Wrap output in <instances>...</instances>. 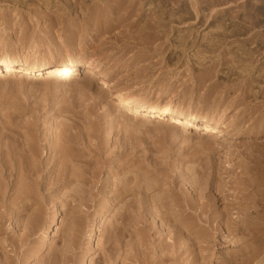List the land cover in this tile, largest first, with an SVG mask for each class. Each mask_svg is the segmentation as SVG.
I'll return each mask as SVG.
<instances>
[{
    "label": "rangeland",
    "instance_id": "obj_1",
    "mask_svg": "<svg viewBox=\"0 0 264 264\" xmlns=\"http://www.w3.org/2000/svg\"><path fill=\"white\" fill-rule=\"evenodd\" d=\"M224 30L232 31L236 35L232 38L225 36L222 38ZM4 54L18 62L27 63L78 57L82 59L84 65L77 73L72 74L69 80L63 82L48 75L20 76L16 71L0 72V158L3 157L1 159L5 161L0 159V167H3L0 171L7 168L4 174L10 169L7 173L13 174L10 175L13 182H20L15 187L19 185L20 188L22 185L23 189H27V185L23 187L22 183L37 185L39 182L38 187L30 184L35 191L38 189V192H34L36 199L34 197V200L30 199L32 205L28 202L33 206L32 208L23 201L24 198H19L17 202H21L16 207L9 206V210L1 207L4 211L0 209L4 213L7 211L5 221L0 222V231H4L2 234L0 232L1 254L3 253L0 254V259H3L0 261L1 264L9 260L8 258L10 261L14 259L15 263L11 261V264H54V256L55 261H58L57 264H95V262L96 264H104V262L118 264L122 262L123 255L128 254L126 252H129V256L135 253L136 258L139 256L140 260L144 257L141 255L144 253H138L141 246L137 248L138 255H136L137 253L133 250L136 249L134 246L136 244L130 241L137 243L136 239L140 241L143 237L148 241H146L147 244L142 245L139 252L147 250L145 257L150 256L148 261L154 259L157 252L160 253L155 244L159 238L154 234L150 236L153 238L149 237V239L143 234L145 231L138 228L141 226L140 223L134 224L135 226L129 223L131 214L136 215L138 219V215H142L143 210L137 208V211L136 207L129 206L130 208H127L130 209V214L129 210L124 208V205L128 204L125 195L130 189L126 186L133 187L131 186L133 179V185L141 184L139 195L136 194L138 189L131 193L138 195L137 198L134 196L136 199L141 195L144 196L145 186L147 187L144 191L148 194L150 190L152 193L157 190L164 192L166 195L155 192L161 195L160 200L158 196L154 198L155 195L153 198L156 199L155 201L159 200L158 203L165 202V205L162 203L161 207L169 208L166 211L168 213L169 210L168 214L172 215L176 209V213L172 216L178 217L176 220L186 212L196 215L203 208L202 220H197L192 215L190 217L189 214L185 215L188 220H185L186 223L190 222L192 225L194 222L193 225H196L192 230L197 228L201 231L206 228L209 230V223H206L205 219L210 213L212 207L210 204L215 202L214 209L222 210L218 211L219 213L215 212L217 215L221 213L220 218L223 217L224 221L226 218L237 221L240 219V230L233 231L236 235L233 233L225 238L220 232L216 235L211 233L212 236L208 235L209 232L205 233L208 235H206L207 239L205 234L202 235L201 242L200 237L196 241H189L187 235L182 234L183 241L188 244L192 243L193 247L191 246L190 250L192 248L193 255L196 256L195 258L198 257L195 264H230V262L231 264L236 262V264H264V0H0V57ZM89 61L94 62V65H97L96 69L105 76L104 80L93 79L94 85L92 81L89 83L88 77L83 79V68ZM109 82L114 87H109ZM106 84H108L107 87ZM213 87L215 89L212 90ZM245 92L247 94L245 101L235 105L234 102L237 100L242 101L241 98ZM115 93L126 96V98H134L148 106L166 104L186 112L196 113L201 117L206 114L208 116L212 108H214V113L220 110L218 117L219 114L223 116L219 123L226 116L225 122L234 121V124H231L232 127L229 125L231 122L228 124L229 129L238 123V125L241 124L239 132L237 131L239 136L232 129L233 131H229V136L225 137L226 140L213 139L200 129H191V127L187 130L182 126L178 128V123H172L169 118L160 120L133 113H123L115 106L114 99L111 98ZM224 96L227 98L223 103L221 102L220 106L235 105L225 112H223V106L218 107ZM213 99L215 101H212ZM216 99L219 100L217 103H215ZM251 108H255L256 112L253 115H247ZM225 122L224 125L228 123L225 124ZM248 123H250L249 128L252 130L250 131L252 135L246 138L240 134L246 132ZM26 149L34 151L31 153L29 150V154ZM12 154H14L13 159ZM26 154L31 156V160H28L29 157ZM57 154L64 159V163L68 164L69 175L74 177L68 176L69 181L66 177L65 181L69 183L65 182L64 185L63 181H60V184L56 183L57 185H50L54 183L55 175H57L56 168L61 165L62 159L58 157L59 160H57ZM249 154L254 155L255 158L251 159L254 156ZM7 155H11L10 161L12 159L14 163L9 161ZM4 157H7V162ZM21 157H25L27 162ZM33 157L36 160H32ZM38 159L40 161L37 168L39 171L30 176H33L32 178H35L33 182L35 180L36 182H29L32 179L27 180L28 177L25 175L27 173L23 174L18 169L20 167V170L24 171L22 164L27 169L30 165L26 163L31 161V166H33L37 164ZM18 161L21 164L19 167ZM14 165L18 169L14 168ZM72 171L73 174H71ZM75 171L78 173L76 174ZM20 172L26 178L23 179ZM81 173L83 179L79 177ZM92 173L95 175L93 176ZM140 174L144 175L141 178L145 180L140 178ZM130 175L135 178L132 179ZM14 176L22 181H17L18 179ZM152 179H158V181L155 180L157 182L154 183L153 180L149 188L147 183L150 182L145 181ZM107 180L111 181L110 186L106 184ZM117 180H124L127 185L124 181L119 183L125 187L117 182L118 190L114 192L111 186L117 184ZM42 182L48 184L47 186L45 184L48 189L44 187L46 191L42 187L44 185ZM153 184L158 187L156 190ZM102 185L103 188L106 187L105 191H102ZM212 185L217 187L213 188ZM22 188H20L21 191ZM79 188L80 191L72 193V189L76 191ZM172 190L174 194L176 193L174 197L177 195L176 201L179 203L173 199ZM78 192L79 195H77ZM38 193L39 196L36 195ZM115 193L117 197L113 198L112 194ZM122 194L126 202L121 199ZM131 194L127 193V198L130 200ZM70 195L77 197L74 200V196L70 197ZM182 196L185 201L188 198L191 201L188 200L189 202L185 203L182 200L181 202L180 197ZM208 196L213 200H209ZM134 197L132 196V199ZM167 197L171 198L173 207ZM101 199H104L105 204ZM112 199L118 200L112 201ZM22 202L25 205L28 204L26 205L27 210L22 209L25 213L20 210L17 214L21 212L24 216L20 213L19 216L22 218L14 217V208L20 207ZM99 202L100 204L103 202L101 206L97 205ZM123 202L125 203L122 205ZM190 202L195 205L196 209L193 208L191 211L185 207ZM206 202L207 205H205ZM226 202L229 204L225 206L224 211L223 205ZM184 203L185 206L182 205ZM118 204L123 208H120ZM249 204L254 205L255 209ZM104 205L108 210L102 208ZM156 205L152 207L153 212L155 209L161 211L162 208H156ZM179 206L187 210L183 212ZM166 208L162 211L165 212ZM117 209L126 210L128 214L126 211L123 213L120 211V215ZM152 209H149L151 211L146 210L148 214L145 211L143 214L147 215L149 222H155L156 228L158 225L161 226L159 228L167 238L165 240L170 241V230L173 226L168 222L164 225L160 217H156L157 215L152 216L157 213L151 214ZM56 211L60 216L57 222L53 223L51 220ZM114 213L116 217L119 215L122 218L125 213V217L116 218ZM244 214L247 215V219ZM250 214L251 218L257 220L249 218ZM254 215L257 216L254 218ZM110 216L118 222L115 220L112 222ZM258 216L259 218H256ZM152 219L154 221H151ZM246 221L249 224L255 222L257 225L254 223V227L253 223L249 225ZM220 227L223 228L220 230H225L224 224ZM32 228L35 232L31 230ZM248 229H254L256 233ZM187 230L189 226L186 230L184 228L183 232ZM24 231L28 232L29 238ZM92 233H94L93 236H91ZM259 235H262L263 239L254 237ZM19 242L24 243L18 244ZM149 242H152L153 246ZM13 243L18 246L16 247ZM246 244L250 245V249L253 248L251 251L255 252V246H258L257 249L255 248L256 252L262 251L260 254L255 252V255L247 249L249 247ZM144 245L146 248L149 247L144 250ZM154 246L156 248H152ZM239 246L242 248L237 251V255L235 250ZM176 248L175 257H173L184 263L175 261L172 257L173 259L167 261V264H189L192 253L186 255L187 251L185 253L184 246L182 248L180 246L179 250L178 246ZM151 249L158 250L155 252ZM242 249L248 250L252 257L246 255L248 251L246 254L243 253ZM230 252L232 259L228 254ZM113 253L116 259L118 257L117 260L113 259ZM153 253L155 256L152 255ZM4 254H6L4 256L6 260L2 258ZM102 254L103 259L107 257L106 261L109 256H112L108 261L112 258L114 262L112 260L107 263L102 260ZM105 254L107 256L104 258ZM118 254L123 255L120 258L116 256ZM200 254L203 255L201 257L204 258V263L199 260ZM24 255L27 260L23 258ZM151 255L154 258H151ZM234 257L236 260L233 259ZM126 262H129L128 259ZM133 262L129 263L135 264L137 261Z\"/></svg>",
    "mask_w": 264,
    "mask_h": 264
},
{
    "label": "bare ground",
    "instance_id": "obj_2",
    "mask_svg": "<svg viewBox=\"0 0 264 264\" xmlns=\"http://www.w3.org/2000/svg\"><path fill=\"white\" fill-rule=\"evenodd\" d=\"M225 30H227V29H225ZM224 30V31H225ZM230 30V29H229ZM236 32V31H235ZM223 34L221 35L222 36V38H223V36H225V37H230V38H232V37H234V35H236L235 33H233L232 31H229V32H227V31H225V33L224 32H222ZM221 34V33H220ZM225 39H227V38H225ZM214 49V48H213ZM213 52V51H212ZM211 60H214V59H211ZM240 61H242V60H240ZM211 62V61H210ZM214 62V61H213ZM212 62V63H213ZM212 63H210V65H212ZM214 63H216V62H214ZM87 64V66L86 67H84L83 68V79H84V77H88L87 79L89 80V83H91V81L92 82H94V83H92L93 85L95 84V81L93 80V79H105V76L102 74V72L100 73L99 72V70L98 69H96V67H97V65L95 64L94 65V62H91V61H89V62H87L86 63ZM242 64V63H241ZM82 65H84V62L82 61V59L81 58H72V57H70V58H68V59H51V60H47V61H43V60H39V61H36V62H31V63H27V62H18V61H16L15 59H13L12 57H10L9 55H7V54H4L2 57H0V72L1 73H10V72H13V71H16V72H18L19 73V75L20 76H27V75H29V76H42V75H48L49 77H56V78H58L59 80L58 81H60V82H63V81H65V80H69L70 78H71V75L72 74H74V73H77L79 70H80V67L82 66ZM214 66H216V64L214 65ZM95 69V70H94ZM246 82V81H245ZM88 83V82H87ZM103 85L105 84V83H102ZM245 84H247V82L245 83ZM107 85L108 84H106V87H107ZM214 85V84H213ZM109 87H114L110 82H109V85H108ZM215 86V85H214ZM211 87V86H210ZM213 89H215L214 87L212 88V90ZM211 90V89H210ZM225 94H227V93H225ZM225 94H223V95H225ZM241 95V94H240ZM246 92L243 94V97L241 98V100L242 101H240V99L239 100H237L236 102H234L235 103V105L236 104H240V103H243V101H245V97H246ZM132 97V96H131ZM111 98H113L114 99V103H115V106H117L118 108H120V110L123 112V113H133V114H136V115H143V116H146L147 118H157V119H160V120H166V119H170L171 120V122L172 123H178L177 124V127L178 128H181V126H182V128H184V129H190L191 127V129H200L203 133H208V135L209 136H212L213 137V139H215V138H223V139H225V137H228L229 136V131L230 130H234L235 131V133H237V135L239 134L238 132H239V130H240V126H241V124L240 125H236L235 127L233 126V128H230L229 129V125L231 126V124H234L233 122H225L226 120H225V118H226V116H225V118L223 117V120L219 123V121L222 119V116L223 115H220L219 114V117H218V112L220 111H218V112H216V113H214V108H212V111H210V109H208L210 112L208 113V116H204V117H201V116H199L198 114H196V113H191V112H186V111H183V110H180V109H178V108H174V107H172V106H169V105H166V104H164V105H159V106H148L147 104H145V103H143V102H141V101H138V100H136V99H134V98H126V96H123V95H121V94H116L115 93V95H112L111 96ZM220 98H222L221 96H220ZM220 98H218V99H220ZM227 98V96H224L223 97V99L219 102V108L220 107H222L223 106V108H224V110H223V112H225V111H227L228 110V108H230L231 106H233V105H228L227 104V106H224L225 104H223L222 106H220V104H221V102L223 103L224 102V100ZM243 98H244V100H243ZM218 99H216L217 101L215 102V103H217L219 100ZM234 100V99H233ZM212 101H215L214 99L212 100ZM211 101V102H212ZM228 102V101H227ZM232 102V101H231ZM234 105V106H235ZM210 106H212V105H210ZM217 106V105H216ZM233 106V107H234ZM226 107V108H225ZM255 107V106H254ZM209 108V107H208ZM256 108V107H255ZM255 108H251V111L250 112H248L247 113V115H253L255 112H256V110H255ZM258 109V108H257ZM215 111H216V109H215ZM258 112V111H257ZM222 113V112H221ZM223 114V113H222ZM258 116V115H257ZM216 117H218V118H216ZM258 118V117H257ZM255 119H256V117H255ZM234 120H236L237 121V119L236 118H234ZM238 120H241V119H238ZM225 122V124L226 125H224L223 123ZM239 122V121H238ZM242 122V121H241ZM230 123V124H229ZM221 124H223V126L221 125ZM229 124V125H228ZM235 124H236V122H235ZM250 123H248V125H247V129H246V132L244 131L243 133L244 134H240V135H243L244 137H250L251 135H252V132H250V131H252V130H250V128L249 127H251L250 125H249ZM232 127V126H231ZM232 130V131H233ZM241 130H242V128H241ZM244 130H245V128H244ZM238 131V132H237ZM108 132V131H107ZM110 133V132H109ZM231 134H232V132H230ZM108 134V133H107ZM230 134V135H231ZM109 135V134H108ZM108 135H106V136H108ZM236 134H234V136H235ZM239 136V135H238ZM236 137V136H235ZM237 138V137H236ZM71 139V138H70ZM226 140V139H225ZM244 145L246 144V143H243ZM248 146H249V144H248ZM246 147H247V145H246ZM27 150V149H26ZM24 150L25 152H27L28 151V153L30 154V152L32 151V149H29L30 150V152H29V150ZM34 151V150H33ZM32 151V152H33ZM31 152V153H32ZM60 152V151H59ZM58 152V153H59ZM22 153H23V151H22ZM230 152H228V154H229ZM232 153V152H231ZM28 154V155H29ZM36 154V153H35ZM33 155L32 154V156H36V155ZM60 154V153H59ZM59 154H57V158L59 157V158H61L60 156H59ZM252 154V153H251ZM251 154H249V155H251ZM9 155H7V157H8ZM11 156V155H10ZM10 156L8 157V159H9V161H10ZM21 155H20V153H19V157H20ZM23 156H25L24 155V153H23ZM26 156H27V154H26ZM229 156V155H228ZM252 157L254 156V155H251ZM7 157H4V159L6 160V162H7ZM13 157H14V154H12V156H11V158L13 159ZM18 156H17V158H19ZM27 157H29V156H27ZM31 157V156H30ZM29 157V159L28 160H31V158ZM38 157V156H37ZM53 157H54V155H53ZM56 157V156H55ZM1 158H3V157H1ZM0 158V159H1ZM16 158V159H17ZM23 158H25V157H21V159H23ZM59 158L57 159V160H59ZM255 158V156L253 157V158H251V159H254ZM12 159H11V161L10 162H12ZM26 159V158H25ZM63 161H62V160ZM60 160H61V165H60V167H58V165H57V167L58 168H56V170H58V172H56V174L57 175H55V179H54V183L52 182L50 185H52V184H56V183H59L60 184V181L62 182V184L64 185V183L66 182V184L67 183H69V182H67V181H65V179H67L68 178V176L69 177H71L72 175H69V173H70V171H69V169H68V164H66V163H64V159L63 158H61ZM71 159V158H70ZM230 159V158H229ZM228 159V160H229ZM1 160H3V159H1ZM32 160H36V158L35 157H33V159ZM56 159H55V161H57ZM4 161V160H3ZM19 161H20V158H19ZM19 161L17 162L18 163V167H19V165L21 166V164H19ZM233 161V160H232ZM257 161V160H256ZM1 162V161H0ZM5 162V161H4ZM3 162V163H4ZM26 162H27V159H26ZM25 162V163H26ZM29 162H30V164H29ZM28 163H26V164H28V165H30L27 169H26V167H25V165L24 164H22V167L23 168H25V170L23 171L22 169L20 170V167H19V169L18 168H16L15 166L16 165H14V168H16V169H18L19 171H22L23 172V174H25V173H27V174H25V175H27L26 177H28V179L27 180H30L29 178H31L32 180H30L29 182H33V179H35V178H32V177H30L32 174L34 175L35 173H36V171L38 172L39 170L37 169L38 168V164L40 163V161H39V159L37 160V164H35V165H33V166H31V161H29ZM33 162H35V161H33ZM230 162H231V160H230ZM229 162V163H230ZM234 162V161H233ZM3 163H1V164H3ZM12 163H14V162H12ZM22 163H23V161H22ZM59 163V161H58V164H60ZM5 164V163H4ZM9 164H11V163H9ZM9 164H7L8 165V168H10V166H9ZM66 166H65V165ZM24 165V166H23ZM257 165V164H256ZM1 166H3V165H1ZM5 167H6V165H5ZM248 167V166H247ZM245 168H246V166H245ZM0 169L1 170H3V167L1 168L0 167ZM7 169V168H6ZM6 169H4V171L6 170ZM15 169V170H16ZM229 169V168H228ZM10 170V169H9ZM9 170H7V172L9 171ZM12 170V169H11ZM56 170H54V171H56ZM4 171H0V172H2V174L0 173V209H2V208H4L5 210L7 209V210H9L10 209V207H16L17 205H18V203L20 204V202H17V200H19V198H24V202H26V203H28V202H30V204H31V201H30V199L32 198L33 199V197L35 196V194H34V192L36 193V192H38L37 190L35 191V189L34 188H32L31 186H30V184L28 185V184H25V183H22L23 184V187L25 186V185H27V189H25L26 191L24 192L23 190V188H22V185L20 186V188H22V191L24 192V193H22V191H21V189L17 186V187H15L16 186V184H20V182L18 183L17 181H22V179H20V178H17V177H15V178H17L18 180L16 181L17 183H15V182H13V180L10 178V175L12 176L13 174L12 173H7V172H5L4 174H3V172ZM17 171V170H16ZM15 171V172H16ZM19 171H18V175H19ZM74 171V170H73ZM73 171H72V173L71 174H73ZM229 172L230 171H232V170H228ZM22 172H20L21 173V175H22ZM76 172V171H75ZM74 172V173H75ZM78 172H76V174H77ZM213 173V172H212ZM16 175H17V173H15ZM76 174H74V176L76 175ZM93 174V176L95 175V173H92ZM134 174H136V173H134ZM139 174V173H138ZM137 174V175H138ZM79 175V174H78ZM83 174L81 173V175L79 176L80 178H82L81 176H82ZM124 175V174H123ZM131 175H133V174H131ZM130 175V176H131ZM141 175V174H140ZM20 176V175H19ZM24 175H22V178L24 179V178H26L25 176L23 177ZM92 176V177H93ZM124 176H126V175H124ZM139 176V175H138ZM142 176H144V175H141L140 176V178L142 177ZM21 177V176H20ZM67 177V178H66ZM77 177V176H76ZM78 177V178H79ZM137 177V176H136ZM71 178H74V177H71ZM70 178V179H71ZM125 177H123V179H124ZM131 178L133 179V178H135V177H132L131 176ZM140 178H137V180H140ZM143 178V177H142ZM141 178V179H142ZM83 179V178H82ZM81 179V180H82ZM122 179V178H121ZM132 179H130V181L132 180ZM149 179H151V178H149ZM125 180V179H124ZM123 180V181H124ZM126 180H127V178H126ZM142 180H145V178L144 179H142ZM154 179H152V180H150V181H145L146 183L147 182H150V183H147L148 185L149 184H151V183H153L152 181H153ZM155 180H157L158 181V179H155ZM154 180V183L155 182H157V181H155ZM15 181V180H14ZM24 181V180H23ZM68 181H69V178H68ZM109 180H107L106 182V184L107 185H109L110 186V182H108ZM123 181H116V183L118 182H122L123 183ZM133 181H134V179H133ZM132 181V185L131 186H133V187H129V186H126V187H128V188H130V189H128L127 191L128 192H126V201H127V203L128 204H126V206L124 205V208L126 209L127 207H136V209L135 210H137L138 211V209L140 210H143V212L145 211V212H147L146 210H149V209H152V207L154 208V206L156 205V204H158V205H156V208H162L161 206H162V203H160V207H159V203H158V201L161 199V198H159V196H161V195H158V193H162V191H159L158 192V190L157 191H155V192H158L157 194H155V192L154 193H152L151 192V190H150V192H151V194H152V198H150V196H151V194H150V192H149V194H150V196H149V194L146 192V191H144L145 190V187H147V186H145L144 187V190H143V192H145V194L143 193V195L144 196H140L138 199H136L137 198V196L141 193V184L140 185H133V182ZM25 182V181H24ZM27 182V181H26ZM28 182V183H29ZM34 182H36V180L34 181ZM33 182V183H34ZM44 182V181H43ZM42 182V183H43ZM125 182V181H124ZM128 182H129V179H128ZM127 182V183H128ZM143 182V181H142ZM144 182V185L146 184ZM229 182V181H228ZM39 183V182H38ZM37 183V185H39ZM118 183L117 184H114V186H113V188H112V186H111V189H112V191H116V190H118ZM121 183V184H122ZM129 183H131V182H129ZM137 183H139V182H137ZM35 184V183H34ZM32 185L33 187L34 186H36V187H38L37 185ZM44 185H42V187H43V189H45L44 187H46L48 184L45 182V183H43ZM45 184H46V186H45ZM112 184V183H111ZM120 184V183H119ZM120 184V185H121ZM158 184H159V182H158ZM57 185V184H56ZM125 185H127L126 184V182H125ZM125 185H121V186H124L125 187ZM152 185V184H151ZM154 185V184H153ZM29 186L31 187V188H29ZM41 186V185H40ZM140 186V187H139ZM142 186H143V184H142ZM156 186H157V183H156ZM155 185H154V187H155V190H156V188H158V187H156ZM213 186V185H212ZM216 186V185H215ZM215 186H213V188H215ZM153 187V188H154ZM217 187V186H216ZM47 188V187H46ZM101 188H102V191L104 190V189H106V187L105 188H103V185L101 186ZM100 188V189H101ZM123 188V187H122ZM149 188H150V185H149ZM20 189V190H19ZM48 189V188H47ZM47 189H45V191L47 190ZM75 189V188H74ZM120 189H121V187H120ZM125 189V188H124ZM135 189H138V191L137 190H135ZM218 189V188H217ZM216 189V190H217ZM99 190V189H98ZM108 190V189H107ZM110 190V189H109ZM126 190V189H125ZM132 190V191H131ZM147 190H149V189H147ZM159 190H160V188H159ZM21 191V192H20ZM77 191H80V188H79V190H77L76 189V191L74 190L73 191V189H72V193L73 192H76L77 193ZM85 191V190H84ZM102 191H101V194L102 195H104L103 193H102ZM105 191V190H104ZM112 191H110L111 193H112ZM121 190H119V192H120ZM124 191V190H123ZM135 191H137L138 193H136V194H138L137 196L136 195H133V194H131V193H134ZM154 191V190H153ZM9 192H11V193H9ZM43 192V191H42ZM109 191H108V193H110ZM113 192V193H114ZM117 192V191H116ZM130 192V194H131V200L130 199H128L127 197H128V195H127V193H129ZM171 192V191H170ZM75 193V194H76ZM100 193V192H99ZM105 193V192H104ZM125 193V192H124ZM146 193H147V195L149 196H147L146 195ZM160 193V194H161ZM44 194V193H43ZM42 194V195H43ZM162 194H164V192L162 193ZM171 194V193H170ZM169 194V195H170ZM176 194V193H175ZM175 194H174V191L172 190V196H173V199H175V201L178 199V198H176L177 197V195H176V197H174L175 196ZM181 195H182V193H180ZM36 195H38L39 196V193L38 194H36ZM77 195H79V192H78V194ZM81 195V194H80ZM106 195V194H105ZM113 195V198H116L117 197V193H115V194H112ZM153 195H155V197L153 196ZM164 195H166V194H164ZM168 195V194H167ZM179 195V194H178ZM209 195V194H208ZM224 195V194H223ZM74 196V195H73ZM73 196H71L70 195V197H73ZM124 195L122 194L121 195V199H123L122 197H123ZM132 196L134 197V196H136V198L134 197V199H136V200H134V199H132ZM158 196V198H159V200H157V201H155L154 200V198H156ZM180 196V195H179ZM35 197H37V196H35ZM34 197V198H35ZM75 197H77V196H74L73 198H74V200H75ZM105 197V196H104ZM154 197V198H153ZM163 197V200L165 199V201H166V198H164V196H162ZM171 197V196H170ZM210 196H208V198H209ZM226 197H227V195H226ZM226 197H225V199H226ZM73 198H71V199H73ZM80 198V197H79ZM112 198V197H111ZM119 198V197H118ZM157 198V199H158ZM168 198V197H167ZM180 198H182L181 199V202H182V200H184L185 198H183V196L182 197H180ZM36 199V198H35ZM77 199V198H76ZM100 199V198H99ZM98 199V200H99ZM169 199V198H168ZM171 199V198H170ZM170 199H169V201H170ZM186 199H187V197H186ZM220 199H221V197H220ZM34 200V199H33ZM78 200V199H77ZM98 200H97V202H98ZM102 200V199H101ZM118 199H115V200H113L112 199V201H117ZM119 200H120V198H119ZM129 200V201H128ZM180 200V199H179ZM188 200H190L189 198H188ZM188 200H186L187 202H189ZM209 200H213V199H210L209 198ZM252 200V199H251ZM100 201V200H99ZM102 201H104V199L102 200ZM123 201H125L124 199H123ZM125 201V202H126ZM175 201H174V203H175ZM185 201V200H184ZM183 201V202H184ZM186 201H185V203H186ZM191 201V200H190ZM215 201V200H214ZM213 201V202H214ZM221 201V200H220ZM223 202H225L224 200H222ZM259 201V200H258ZM34 204H36L34 201H32ZM118 202H120V201H118ZM117 202V203H118ZM125 202H123L122 203V205L125 203ZM135 202H136V205H135ZM156 202V203H155ZM167 202V201H166ZM251 202V201H250ZM103 203V202H102ZM102 203L100 204V202L99 203H97V205H99L100 204V206L102 205ZM116 203V202H115ZM165 203V202H164ZM163 203V204H164ZM170 203V205L173 203H171V201L169 202ZM168 203V204H169ZM176 203H179V202H177L176 201ZM185 203L184 204H182V205H184L185 206ZM211 203V202H210ZM216 203V202H215ZM215 203L214 204H210V205H212V207L210 208L209 206V208H210V213H208V217H207V219H205V221H206V223H209V225L208 226H210L209 227V230H208V228H206V230H203V231H201V230H197V229H195V230H197V231H195V230H192V229H194L193 227L194 226H196V225H193L194 224V222H193V220H192V225H191V223L190 222H188V223H186L185 222V220L186 221H188L187 219H186V217H185V215L187 214H189L190 215V217H191V215H192V217H195V219H199V220H202V218H201V215H202V213H203V208H201V210L198 212V214H196V215H194V214H192L191 212H186L184 215H179L180 216V218L179 219H177L176 220V218H178V217H176V218H174V217H172L173 215H174V213H176V209L175 208H173V209H175V212L174 213H172V215H171V213L170 214H168L169 213V210H168V213H166V211H167V209H169V208H166L164 205V207L161 209V211L160 210H157V209H155V210H157V211H155L154 210V212H153V209H152V212H150L151 214L152 213H155V212H157L156 214H153L152 216H156V217H160V219L162 220V222H164V225L166 224V222H168V224L169 225H171V226H173V227H171L172 229L170 230V232H171V238H170V241L169 240H165V235L162 233V231L160 230V228L159 227H161V226H159L158 225V227L156 228L155 227V225H154V223L155 222H149L150 220H148V217H147V215L145 214H143V212H141V214L142 215H138V219H137V216L135 215H133L132 216V214L130 213L131 211H130V209H126L127 211L129 210V213L131 214V218L129 219V215L126 217L127 218V220L129 219L130 220V222L129 223H131V224H139L140 223V227H138V228H140V229H142V231L144 232L143 234L146 236V237H150V236H154V234H156V236H157V238H159V242L158 241H156V242H158V243H156L155 241H153V242H155V244H156V247L159 249H157L158 251H160V253H163L162 255L160 254V253H158L157 252V255H156V257L154 258V257H152V255H154L155 253H153L152 255H151V258H154V259H152V260H150V261H148L149 260V258H150V256H148L149 258H147V257H145L146 256V254H145V252L147 251L146 249L150 246V244H149V246L146 248V246H145V249L144 250H146L145 252H139L140 251V249L142 248V245L144 244V243H146L147 244V242L146 241H148V239L146 240L144 237L143 238H141L142 236H144L143 234H142V236H140V238L142 239H140V241H139V239H136V240H138L137 241V243L136 242H133V241H130V242H132V243H135L136 245H134L135 247H136V249L134 248L133 250H135L134 252H136V250L138 251V249L137 248H139V246H141L140 247V249H139V251H138V253L139 254H141V253H144V254H141L142 256H144V257H142L140 260H139V256H137V258H136V256H135V253H134V255L133 256H135V257H133L132 255H130L129 256V252H126V253H128V254H126V256L125 255H123L124 257H120V256H122V255H116V256H119L120 258V260L122 261V262H119L120 264H130L129 262H133V261H137L136 263L137 264H167V261H169V260H172L175 256H174V254H176L175 253V250L177 249L176 247L178 246V250L180 249V246H181V248H182V246H184L185 247V249H184V251H185V253H186V251H187V253H186V255H191V253H192V255H191V259H190V262H189V264H195V262H197L196 261V259L198 260V257L197 258H195L196 256L195 255H193V252L191 251V250H193L192 248H191V250H190V247L192 246V243L190 244H188V242H186V241H183L182 240V238H181V235L182 234H185V235H187V237L189 238V241H196V239L197 238H199L200 237V242H201V238L204 236L203 234H205V233H209L210 232V234H208V235H211V233H215L214 235H216V233L217 232H220V234L225 238L226 236H228V235H231V234H233L234 232L233 231H235V230H237V229H239L240 230V226H241V221H237L236 219H234V220H232V218L231 219H229V218H226L225 220L226 221H224L223 219V217L222 218H220V215H221V213L220 214H218L217 215V213L215 212V211H217L216 209H214V207H216L215 206ZM249 203V202H248ZM252 203L254 204V202L252 201ZM252 203H250V204H252ZM259 203V202H258ZM29 204V203H28ZM28 204H26L27 206H28ZM29 204V205H30ZM104 204H105V201H104ZM107 204V203H106ZM111 204V203H110ZM224 203H222V205H223ZM229 203H225V205H223V207H224V211L226 210V207L225 206H227ZM249 204V205H250ZM26 205H25V203L23 204V202H22V204L20 205V207H18V208H14L15 210L13 211V215H14V217H16V216H19L20 215V213L21 212H19V215L17 214L18 213V211H20V210H22V209H26L27 207H26ZM32 205V204H31ZM30 205V206H31ZM108 205V204H107ZM112 205H115V204H112ZM119 205V207H120V204H118ZM121 205V206H122ZM135 205V206H134ZM170 205H169V207H170ZM177 205H181V204H177ZM205 205H207V202H206V204ZM205 205H204V207H205ZM214 205V206H213ZM217 205V204H216ZM256 205V204H255ZM10 206V207H9ZM99 206V207H100ZM158 206V207H157ZM172 206V205H171ZM174 206V205H173ZM172 206V207H173ZM195 205L193 204V203H188L185 207L186 208H189L190 210L191 209H193V208H195L194 207ZM251 207L253 206V208L255 207L254 205H250ZM2 207V208H1ZM9 207V208H8ZM12 207V208H13ZM33 206H31V208H32ZM99 207H97V209L99 208ZM109 207V206H108ZM119 207H117V208H119ZM129 207V208H130ZM171 207V208H172ZM176 207V206H175ZM179 207H181V206H179ZM179 207H177V209L179 208ZM222 207V208H223ZM30 208V207H29ZM30 208V209H31ZM103 209L105 208V205H104V207H102ZM102 208H100V209H102ZM120 208H123V207H120ZM138 208V209H137ZM164 208H166L165 209V212H163L164 211ZM105 209H107V207L105 208ZM132 209V208H131ZM172 209V210H173ZM181 210H183V212H185L186 210L185 209H183L182 207L180 208ZM179 209V210H180ZM196 209V208H195ZM218 209V208H217ZM255 209V208H254ZM256 209H258V207L256 208ZM27 210V209H26ZM108 210V209H107ZM118 210V209H117ZM116 210V211H117ZM126 210H123L122 211V209H120V210H118V214L120 213V215H121V212L120 211H122V213L124 212V211H126ZM163 210V211H162ZM171 210V209H170ZM179 210H177V211H179ZM253 210V209H252ZM2 211H4L3 209H2ZM2 211H0L1 213H0V222L2 221V220H4L5 221V214L7 213V211H5V213L4 212H2ZM12 211H10L11 213H12ZM28 211H29V209H28ZM100 211V210H99ZM103 210H101V212H102ZM105 211V210H104ZM115 211V212H116ZM126 211V214H128V212ZM136 211V212H137ZM149 211H151V210H149ZM192 211V210H191ZM193 211H196V210H193ZM218 211L219 212H221L219 209H218ZM217 211V212H218ZM258 211V210H257ZM27 212V211H26ZM101 212H100V214H101ZM180 212V211H179ZM218 212V213H219ZM10 213V214H11ZM22 213H25V211L23 212V210H22ZM21 213V214H22ZM95 213V212H94ZM102 213H104V212H102ZM133 213V212H132ZM137 213H139V212H137ZM247 213V212H246ZM249 213V212H248ZM256 213V212H255ZM254 213V214H255ZM27 214V213H26ZM134 214V213H133ZM147 214H148V212H147ZM150 214V215H151ZM180 214V213H179ZM181 214H183V213H181ZM224 214V213H223ZM260 214V213H259ZM258 214V215H259ZM9 215V214H8ZM113 215V214H112ZM114 215H115V213H114ZM125 215V213L123 214V218L125 217L124 216ZM177 215V214H176ZM12 216V215H11ZM22 216H24L23 214H22ZM59 216H60V214L58 215V213H57V211H56V213H55V216L53 217V219L51 220L53 223H55V222H57V220H58V218H59ZM92 216V215H91ZM151 216V217H152ZM222 216V215H221ZM244 216H245V214H244ZM243 216V217H244ZM247 216V215H246ZM245 216V217H246ZM251 216V214L249 215V218H251L250 217ZM255 216H257V215H254L253 217L255 218ZM7 217V216H6ZM20 217V216H19ZM26 217V216H25ZM110 217H112V216H110ZM115 217H116V215H115ZM119 217V219L120 218H122V216H117L116 218H118ZM136 217V218H135ZM150 217V218H151ZM156 217H154V218H156ZM189 217V216H188ZM189 217V218H190ZM242 217V218H243ZM244 217V218H245ZM9 218V217H8ZM20 218H22V217H20ZM114 217H112L111 218V221L113 222V220H117V219H113ZM122 218V219H123ZM218 218V219H217ZM241 218V217H240ZM248 217H246V219H247ZM256 218H259V216L258 217H256ZM261 218V217H260ZM7 219V218H6ZM16 219V218H15ZM18 219V218H17ZM194 219V220H195ZM252 220H254L253 218H251ZM8 220V219H7ZM12 220H14V219H12ZM25 220H27V219H25ZM250 220V219H249ZM251 220V221H252ZM255 220H257V219H255ZM254 220V221H255ZM259 220H262L263 221V219H259ZM19 221H22V219L20 220L19 219ZM18 221V222H19ZM47 221V220H46ZM114 221V222H115ZM121 221H123V220H121ZM151 221H154L153 219L151 220ZM190 221V220H189ZM196 221V220H195ZM245 221V220H244ZM248 221V220H247ZM246 221V222H247ZM250 221V222H251ZM116 222H118V221H116ZM128 222V221H127ZM162 222H161V224H162ZM197 222V221H196ZM195 222V223H196ZM214 222H215V224H214ZM225 222V223H224ZM249 222V221H248ZM247 222V224H249ZM264 222V221H263ZM14 223H16L17 224V222H15L14 221ZM14 223H13V225H14ZM29 223V222H28ZM42 223H44L43 221H42ZM220 223L222 224H224V231H222V227H220V226H222V225H220ZM242 223H243V221H242ZM251 223H253V222H251ZM251 223L249 224V225H251ZM255 223V222H254ZM254 223L252 224L253 226H254ZM258 223V222H257ZM262 222H260V224H261ZM15 224V225H16ZM46 224V223H45ZM197 224V223H196ZM245 225H247L246 223H244ZM260 224H259V226H260ZM3 225H4V223H3ZM2 225V226H3ZM18 225V224H17ZM134 225V226H135ZM179 225V226H178ZM200 225V224H199ZM214 225V226H213ZM245 225H242V226H245ZM255 225H257L256 223H255ZM27 226H29V225H27ZM26 226V227H27ZM43 226H44V224H43ZM162 226H163V224H162ZM176 226H178L177 228H176ZM187 226H189V230H187V232H183L184 231V228H185V230L187 229ZM197 226H198V224H197ZM207 226V227H208ZM252 226V227H253ZM258 226V227H259ZM263 226H264V224H263ZM262 226V227H263ZM14 227H16V226H14ZM18 227V226H17ZM25 227V226H24ZM217 227H219V229L217 228ZM246 227V226H245ZM251 227V226H250ZM255 227V226H254ZM261 227V226H260ZM30 228H31V226H30ZM30 228H29V230H30ZM40 228H42L41 226H40ZM137 228V229H138ZM190 228H191V230H190ZM200 228V227H199ZM220 228H222L221 230H220ZM236 228V229H235ZM0 229H1V225H0ZM44 229V228H43ZM250 229V228H249ZM248 229V230H249ZM29 230H27L28 232H29ZM31 230H33V232H35V230L32 228ZM245 230V229H244ZM247 230V229H246ZM252 230V229H251ZM251 230H249V231H251ZM254 230V229H253ZM252 230V231H253ZM27 231H24V234L25 235H27L28 236V238H29V234H27L28 232ZM189 231V232H188ZM201 233H200V232ZM206 231V232H205ZM255 231V230H254ZM1 232V234L4 232V231H0ZM26 232V233H25ZM31 232V231H30ZM56 232H57V230H56ZM169 232V233H170ZM204 232V233H203ZM236 232V231H235ZM242 232V231H241ZM23 233V232H22ZM147 235H146V234ZM245 233H247V232H245ZM255 233H256V231H255ZM0 234V235H1ZM207 234H205V237H206V235ZM218 234V233H217ZM238 234V233H237ZM242 234V233H241ZM244 234V233H243ZM263 234V233H262ZM4 235V234H3ZM22 235V234H21ZM25 235H23V236H25ZM30 235H32V234H30ZM94 235V233H92L91 234V236H93ZM169 235V236H170ZM203 235V236H202ZM207 235V236H208ZM213 235V234H212ZM211 235V236H212ZM220 235V236H221ZM234 235H236L235 233H234ZM247 235V234H246ZM251 235V234H250ZM257 235V234H256ZM168 236V237H169ZM221 236V237H222ZM233 236V235H232ZM262 235H259V236H254L255 238L257 237H260V238H262L261 237ZM263 236H264V234H263ZM4 237V236H3ZM31 237V236H30ZM204 237V238H205ZM217 237V236H216ZM215 237V238H216ZM222 237V238H223ZM251 237H253V236H251ZM0 238H1V236H0ZM5 238V237H4ZM3 238V239H4ZM22 238V236L20 237V239ZM27 238V239H28ZM92 238V237H91ZM150 238H153V237H150ZM149 238V239H150ZM208 237H206V239H207ZM212 238V237H211ZM254 238V239H255ZM13 239V238H12ZM19 238H17V240H20ZM25 239H26V237H25ZM24 238H23V240H25ZM145 239V240H144ZM156 239H154V240H156ZM167 239V238H166ZM169 239V238H168ZM263 239V238H262ZM262 239H260V241H262ZM5 240V239H4ZM14 240H16V238L14 239ZM136 240H134V241H136ZM153 240V239H152ZM198 240V239H197ZM202 240H204V239H202ZM257 240H259V239H257ZM264 240V239H263ZM1 241V240H0ZM6 241V240H5ZM22 241V240H21ZM28 241V240H27ZM150 241V240H149ZM169 241V242H168ZM188 241V240H187ZM2 242H4L3 240H2ZM13 242V241H12ZM24 242H26V240L24 241ZM24 242H19L18 244H20V243H24ZM139 242H140V244H139ZM6 243V242H5ZM11 243V242H10ZM132 243H130V244H132ZM149 243H151V245L153 246V244H152V242H149ZM14 245H15V243H13ZM116 244V243H115ZM127 244V243H126ZM154 244V245H155ZM17 245V244H16ZM15 245V246H16ZM138 245V246H137ZM247 245V244H246ZM18 246V245H17ZM16 246V247H17ZM117 246H119L118 244H117ZM131 246V245H130ZM133 245H132V247H134ZM248 247L250 246V245H247ZM247 246H246V248H247ZM252 246V245H251ZM2 247V244H1V242H0V254H1V248ZM34 247V249H36L35 248V246H33ZM131 247V248H132ZM155 246L154 247H152V248H156ZM193 247V246H192ZM199 247H200V245H199ZM240 247V246H239ZM238 247V248H239ZM253 247V246H252ZM4 248V247H3ZM130 248V247H129ZM176 248V249H175ZM236 249L235 251H232V252H235L236 254L238 253L237 251L238 250H240L242 247H240L239 249ZM244 248V247H243ZM255 248L257 249L258 248V246L256 247L255 246ZM254 248V250H255V252H256V249ZM259 248H261V247H259ZM28 249V248H27ZM53 249V248H52ZM182 249V250H183ZM248 250L250 249V247L249 248H247ZM251 249H253V248H251ZM251 249H250V251H251ZM4 250V249H3ZM28 250H30V249H28ZM33 250V249H32ZM37 250V249H36ZM39 250H41L40 248H39ZM39 250H38V252H39ZM144 250H142V251H144ZM151 250H153V249H151ZM156 250V249H155ZM155 250H153V251H155ZM156 250V251H157ZM243 250V249H242ZM242 250H241V252H242ZM246 249H244L243 250V253L245 252V254H246V252L248 251V250H246ZM260 250V249H259ZM53 251V250H52ZM155 251V252H156ZM162 251H164V252H162ZM183 251V252H184ZM262 251V250H261ZM260 251V252H261ZM23 252V251H22ZM24 252H26V251H24ZM31 252V251H30ZM178 252V251H177ZM241 252H239V253H241ZM255 252L254 251H251V253H254L255 254ZM260 252L259 251H257L256 252V254H260ZM32 253V252H31ZM53 253V252H52ZM110 252H108V254H109ZM137 253V252H136ZM138 253L136 254V255H138ZM147 253V252H146ZM180 253V252H179ZM196 253V252H195ZM234 253V254H235ZM3 254V253H2ZM1 254V255H2ZM33 254V253H32ZM63 254V253H62ZM110 254H112V253H110ZM114 254V257H113V259H116V257H115V253H113ZM131 254V253H130ZM198 254V253H197ZM196 254V255H197ZM228 254H232L231 252L230 253H228ZM233 254V255H234ZM242 254V253H241ZM255 254V255H256ZM21 255H23V253L21 254ZM26 255V254H25ZM24 255V259L26 258V256ZM57 255V254H56ZM100 255V254H99ZM128 255V256H127ZM179 255V254H178ZM177 255V256H178ZM226 256H228L227 254H225ZM224 255V256H225ZM238 255V254H237ZM240 255V254H239ZM246 255H248V256H250V253H249V251H248V253L246 254ZM4 256H6V254H4L3 255V257L2 258H6V257H4ZM28 256H30V255H28ZM27 256V257H28ZM34 256H36V255H34ZM107 256V254H105L104 255V258ZM109 256V255H108ZM132 256V257H131ZM155 256V255H154ZM174 256V257H173ZM201 256H203L202 254H200L199 255V260H202V263H204V258L203 257H201ZM205 256H207V255H205ZM234 256H236V255H234ZM10 257V256H9ZM53 257V256H52ZM64 257H66L65 255H64ZM63 257V258H64ZM101 259L102 260H104V261H106L105 259H107V257L105 258V259H103V254L101 255ZM110 257H112V256H109V258ZM173 257V258H172ZM232 255H231V259H232ZM250 257H252V256H250ZM253 257H255V256H253ZM8 258V257H7ZM23 258H22V260H23ZM53 258H55L56 259V257L54 256ZM59 258V257H58ZM100 258V257H99ZM109 258H108V260H109ZM147 258V259H146ZM230 257H228V259H229ZM9 260H6V261H3V264H11L10 262L11 261H13L14 262V259L13 260H11L10 261V258H8ZM12 259V258H11ZM55 259H54V261H53V259H52V261H53V263L54 264H57V262L55 261ZM112 258L110 259L111 261L113 260ZM117 259H118V257H117ZM116 259V260H117ZM126 259H128V261L129 262H126ZM175 259V261H177L178 260V258H177V260H176V258H174ZM205 259H207L208 260V258H206L205 257ZM225 259V258H224ZM227 259V260H228ZM233 259H235V257L233 258ZM3 259H0V261H2ZM22 260H21V262H22ZM25 260H27V259H25ZM24 260V261H25ZM29 260V259H28ZM106 261L107 263L108 262H111V261ZM116 260H115V262H116ZM206 260V261H207ZM236 260V259H235ZM23 261V262H24ZM65 261H66V258H65ZM65 261H63V262H65ZM103 261V262H104ZM174 261V260H173ZM259 261V260H258ZM27 262V261H26ZM56 262V263H55ZM100 262V261H99ZM113 262H114V260H113ZM118 262V261H117ZM178 262H183V261H179L178 260ZM225 262V261H224ZM234 262V261H233ZM15 263V262H14ZM49 263H50V261H49ZM97 263H98V261H97ZM101 263H102V261H101ZM118 263V264H119ZM134 263V262H133ZM135 263V264H136ZM169 263H171V262H169ZM180 263V264H181ZM184 263V262H183ZM235 263V262H234ZM237 263V262H236ZM235 263V264H236ZM0 264H1V262H0ZM13 264V263H12ZM21 264V263H20ZM24 264V263H23ZM51 264V263H50ZM95 264H96V262H95ZM104 264H106L105 262H104ZM109 264V263H108ZM112 264V263H111ZM172 264H174V263H172ZM176 264H179V263H176ZM230 264H231V262H230Z\"/></svg>",
    "mask_w": 264,
    "mask_h": 264
}]
</instances>
